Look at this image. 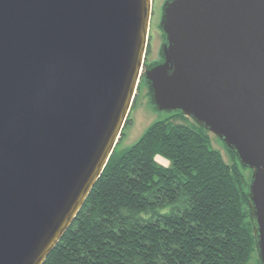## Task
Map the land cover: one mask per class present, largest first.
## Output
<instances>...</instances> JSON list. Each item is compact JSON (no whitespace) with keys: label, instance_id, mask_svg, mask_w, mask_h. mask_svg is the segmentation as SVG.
<instances>
[{"label":"water","instance_id":"water-1","mask_svg":"<svg viewBox=\"0 0 264 264\" xmlns=\"http://www.w3.org/2000/svg\"><path fill=\"white\" fill-rule=\"evenodd\" d=\"M0 0V264H43L100 177L139 79L251 171L264 264V0ZM143 69V72H142Z\"/></svg>","mask_w":264,"mask_h":264},{"label":"trees","instance_id":"trees-1","mask_svg":"<svg viewBox=\"0 0 264 264\" xmlns=\"http://www.w3.org/2000/svg\"><path fill=\"white\" fill-rule=\"evenodd\" d=\"M209 134L171 113L116 146L43 264H247L256 250L249 169L216 138L225 162Z\"/></svg>","mask_w":264,"mask_h":264},{"label":"rangeland","instance_id":"rangeland-1","mask_svg":"<svg viewBox=\"0 0 264 264\" xmlns=\"http://www.w3.org/2000/svg\"><path fill=\"white\" fill-rule=\"evenodd\" d=\"M166 0H152L151 5V17L149 21V32L146 46L145 54V64H151L159 61V50L164 41V36L159 29V22L162 14V7ZM143 72V69H142ZM169 114L156 111L150 103L148 90L146 86L142 83V79H139L134 100L131 106V111L129 113V118L131 124L127 129L123 130L124 137L119 144H117V150H124L131 145H133L145 129L153 122L164 119L168 117ZM177 122H183L186 124H191L189 119L178 118L175 120ZM211 145L213 149L218 150L225 162H228L227 153L224 150L222 144L216 139L213 134H209ZM167 165V163H166ZM246 179L248 180L251 172L246 170L244 172ZM247 264H261L257 251L255 250L248 261Z\"/></svg>","mask_w":264,"mask_h":264},{"label":"crops","instance_id":"crops-1","mask_svg":"<svg viewBox=\"0 0 264 264\" xmlns=\"http://www.w3.org/2000/svg\"><path fill=\"white\" fill-rule=\"evenodd\" d=\"M157 162L160 163L161 165H164V166H166V163H167L166 160H163V159L158 158V157H157ZM167 164H168V163H167Z\"/></svg>","mask_w":264,"mask_h":264}]
</instances>
